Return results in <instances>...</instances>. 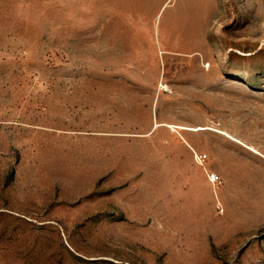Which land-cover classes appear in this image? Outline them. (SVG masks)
<instances>
[{"label": "rangeland", "instance_id": "obj_1", "mask_svg": "<svg viewBox=\"0 0 264 264\" xmlns=\"http://www.w3.org/2000/svg\"><path fill=\"white\" fill-rule=\"evenodd\" d=\"M218 1L0 0V264H264V0ZM161 50L166 121L261 153L114 134Z\"/></svg>", "mask_w": 264, "mask_h": 264}, {"label": "crops", "instance_id": "obj_2", "mask_svg": "<svg viewBox=\"0 0 264 264\" xmlns=\"http://www.w3.org/2000/svg\"><path fill=\"white\" fill-rule=\"evenodd\" d=\"M211 7V15L213 17V21L219 16L221 12V7L219 5L218 0H208ZM200 5V3H199ZM160 55L156 53L146 58V85H139L138 82L133 81V85L131 86H112L111 94H146V110L148 111V115L146 118V130H135L133 132H114V134L126 136L128 141L137 142L138 140H142L146 143L147 140L153 141H165L167 135L174 137L175 142L180 147L186 148H194L193 142L190 139V136L179 133L173 134L171 128L164 125V122L171 123L166 121L167 119L163 116L161 110V102L165 95L166 89L161 87V83L170 86L167 82L168 78V62L167 55L163 54V51H160ZM174 60H180L179 57H173ZM175 63V61H174ZM143 69H145L143 67ZM189 68L187 67L185 71ZM145 78V76L143 77ZM173 130V129H172ZM178 131V130H177ZM174 135V136H173ZM181 157V156H180ZM18 214V213H16ZM23 215V214H22Z\"/></svg>", "mask_w": 264, "mask_h": 264}, {"label": "bare ground", "instance_id": "obj_3", "mask_svg": "<svg viewBox=\"0 0 264 264\" xmlns=\"http://www.w3.org/2000/svg\"><path fill=\"white\" fill-rule=\"evenodd\" d=\"M163 124L171 127L174 130L182 128L184 130H196V131H198V130H213V131H217V132L222 133V134L226 135L227 137H229V138H231V139H233V140H235V141L247 146L249 149L253 150L254 152L261 153L255 147L247 145L246 143H244L240 139L234 137L233 135H231L227 131H225V130H223L221 128L215 127V126H211V125L189 126V125H184V124H174V123H167V122H164Z\"/></svg>", "mask_w": 264, "mask_h": 264}, {"label": "built area", "instance_id": "obj_4", "mask_svg": "<svg viewBox=\"0 0 264 264\" xmlns=\"http://www.w3.org/2000/svg\"><path fill=\"white\" fill-rule=\"evenodd\" d=\"M161 86H163V88L164 89H167L168 88V86L166 85V84H163V83H161ZM197 156H198V158H204V155L203 154H197ZM209 176H210V178H211V180H213V181H215L217 178H219V175L218 174H216L215 172H210L209 173Z\"/></svg>", "mask_w": 264, "mask_h": 264}]
</instances>
